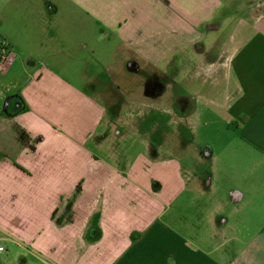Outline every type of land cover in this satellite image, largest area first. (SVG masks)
<instances>
[{"label":"crops","instance_id":"crops-1","mask_svg":"<svg viewBox=\"0 0 264 264\" xmlns=\"http://www.w3.org/2000/svg\"><path fill=\"white\" fill-rule=\"evenodd\" d=\"M0 39L17 104L0 115V264H235L219 213L264 181V0H0ZM137 91L165 96L172 144L118 130ZM192 124L246 186L196 202L214 191L194 165L219 154L191 153Z\"/></svg>","mask_w":264,"mask_h":264},{"label":"rangeland","instance_id":"rangeland-1","mask_svg":"<svg viewBox=\"0 0 264 264\" xmlns=\"http://www.w3.org/2000/svg\"><path fill=\"white\" fill-rule=\"evenodd\" d=\"M137 82L140 83L142 81ZM159 82L160 84L166 83V81ZM5 86L6 81L3 80L2 85H0V115L2 110H4V114L9 116L14 111V106L16 107L17 104L12 102L10 95H7ZM140 97L141 93L137 91L136 94H126L118 100L120 102L123 99L126 103H136L138 106L135 112H130V116L127 117L129 120L128 122L123 120L117 122L118 130L122 133V136H124L125 139L131 137L136 139L135 148L141 151L143 150L141 143L145 140L148 142L149 140H153L159 144L163 142L172 144L175 141V129L167 125L168 116L161 111L165 108V96L164 98H159L155 105L150 103L151 100L149 98ZM124 114L127 115L128 112ZM208 118L215 119L216 117L210 115ZM152 121H159V128H151ZM205 132L206 129L201 127V125L192 124L190 128L184 130V137L187 141L190 140L188 149H190L191 153L194 151L203 152V149H208V147H210L216 154H219V161L217 164L219 167L215 169L212 168L208 162L202 165L195 163L194 165L204 183L212 179V191H214L212 196H201L196 199V202L203 203L205 201V203H213L212 199H214V195L217 194L215 198L219 199L222 195L224 196V194H226L228 188L240 186L243 182L241 179H235L236 177L234 176L235 170H241V168L239 169L240 161L230 162L232 158L231 154L227 156L223 155L226 152H231V146L226 143H221L219 141L220 139L217 141L214 140V137H210V132H207V134ZM113 137L114 135L111 134V139ZM126 145H128V148L129 146L130 148L132 147L129 143ZM181 146L183 145L179 143L178 147ZM185 163H183L184 170L186 178L189 180ZM257 188L258 190L254 189V198H246L244 203H225L222 212H220L221 214L219 213L220 218H227V227L223 242L226 243V248L235 254V264H246V255L250 253L253 254L255 260H257L264 250V203H260L264 201V181H261ZM214 201L216 200L214 199ZM228 238L229 241L227 240ZM27 263H29L28 258Z\"/></svg>","mask_w":264,"mask_h":264},{"label":"built area","instance_id":"built-area-1","mask_svg":"<svg viewBox=\"0 0 264 264\" xmlns=\"http://www.w3.org/2000/svg\"><path fill=\"white\" fill-rule=\"evenodd\" d=\"M8 46L4 40L0 39V69L3 68V64L5 62L6 54H7ZM3 249L0 247V251Z\"/></svg>","mask_w":264,"mask_h":264},{"label":"flooded vegetation","instance_id":"flooded-vegetation-1","mask_svg":"<svg viewBox=\"0 0 264 264\" xmlns=\"http://www.w3.org/2000/svg\"><path fill=\"white\" fill-rule=\"evenodd\" d=\"M149 84H155V85L157 84L158 85V84H160V82L159 81H148V85Z\"/></svg>","mask_w":264,"mask_h":264}]
</instances>
